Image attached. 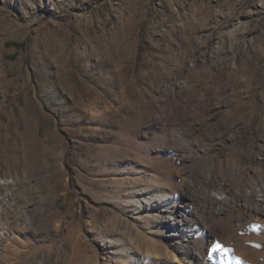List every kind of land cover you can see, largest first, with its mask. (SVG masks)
I'll return each mask as SVG.
<instances>
[{
  "label": "rangeland",
  "instance_id": "374dc122",
  "mask_svg": "<svg viewBox=\"0 0 264 264\" xmlns=\"http://www.w3.org/2000/svg\"><path fill=\"white\" fill-rule=\"evenodd\" d=\"M2 177L0 264H264V0H0Z\"/></svg>",
  "mask_w": 264,
  "mask_h": 264
},
{
  "label": "bare ground",
  "instance_id": "6f19581e",
  "mask_svg": "<svg viewBox=\"0 0 264 264\" xmlns=\"http://www.w3.org/2000/svg\"><path fill=\"white\" fill-rule=\"evenodd\" d=\"M12 183L13 180H11L10 178L7 177L0 178V186L2 187H6ZM7 193L9 192L4 191V195H6ZM218 198L221 199V197ZM194 203H195V197L191 196L190 194L184 193L182 195V199L178 202L177 206H175L170 211H166L167 213L163 212V216H162L164 221L163 224L164 226L170 227L169 232L167 233V235L170 238L174 239L175 236H178L181 233L185 240L189 239L190 237L189 236L190 229L188 226L190 222L189 216L192 213L191 205H193ZM156 205H158V201L156 202L153 201L152 203L151 200L145 199L142 201H137L136 208L141 209L145 207V208L155 209ZM215 209L217 211L222 209V204L220 203V201H218ZM137 219L139 220L140 217H138ZM176 238L179 239L178 237ZM184 246H186L185 243H181V248ZM173 248L179 252L177 248L175 247ZM156 254L158 253H155V255ZM160 256L161 257L158 256V258H156L154 262H152V264H185L181 261H178L177 260L178 258L177 259L175 258L176 256L173 254V251L170 250L167 246L165 247L162 246Z\"/></svg>",
  "mask_w": 264,
  "mask_h": 264
}]
</instances>
